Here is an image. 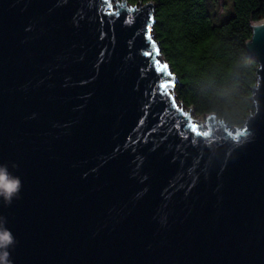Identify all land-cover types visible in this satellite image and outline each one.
I'll return each mask as SVG.
<instances>
[{"label":"water","instance_id":"obj_1","mask_svg":"<svg viewBox=\"0 0 264 264\" xmlns=\"http://www.w3.org/2000/svg\"><path fill=\"white\" fill-rule=\"evenodd\" d=\"M115 1L120 17L104 0H0V183L20 181L0 200L8 259L264 264V18L245 43L253 111L198 116L174 86L208 133L185 139L142 55L146 24L159 49L154 3Z\"/></svg>","mask_w":264,"mask_h":264},{"label":"trees","instance_id":"obj_2","mask_svg":"<svg viewBox=\"0 0 264 264\" xmlns=\"http://www.w3.org/2000/svg\"><path fill=\"white\" fill-rule=\"evenodd\" d=\"M139 0H127L135 4ZM154 3L153 34L177 78L175 95L194 113L214 112L239 126L253 111L257 63L246 55L252 23L264 18V0H232L215 23L207 0H141Z\"/></svg>","mask_w":264,"mask_h":264},{"label":"snow or ice","instance_id":"obj_3","mask_svg":"<svg viewBox=\"0 0 264 264\" xmlns=\"http://www.w3.org/2000/svg\"><path fill=\"white\" fill-rule=\"evenodd\" d=\"M101 6L106 7L108 9V11L103 13V15L107 17H120L121 11L126 8V5L120 4L118 2L114 6L113 0H104ZM136 10V8L127 9L128 12ZM148 19L149 21H154V16L150 15ZM125 22L127 23L128 21L126 20ZM145 28V36L150 42L151 51L144 50L142 52V55L144 57L152 59L151 70L156 73L157 79L155 87L151 91L157 96L165 97L170 102L169 107L177 111L181 117L185 118L183 120H178L174 122L175 128L180 130L181 135H183L185 139H191L192 135L207 136L208 133H201L198 129L197 124L188 118L189 113L185 112L176 104L175 97H173L170 93V89L173 88L175 85L173 73L170 70V66L166 62H162L161 60L154 58L159 56V49L157 48L155 42L152 41L151 24H146ZM144 71L146 72L148 71V69L146 68L144 69ZM164 110L167 111L168 109L166 108Z\"/></svg>","mask_w":264,"mask_h":264},{"label":"clouds","instance_id":"obj_4","mask_svg":"<svg viewBox=\"0 0 264 264\" xmlns=\"http://www.w3.org/2000/svg\"><path fill=\"white\" fill-rule=\"evenodd\" d=\"M262 26V25H254ZM6 171L5 168L0 166V172ZM2 179V176H0ZM20 190V181L18 178L13 179L8 183H0V200H5L11 202L14 196L18 195ZM11 243V235L8 230L3 229L0 226V264H11V261L8 259L9 253L7 251L8 245Z\"/></svg>","mask_w":264,"mask_h":264},{"label":"rangeland","instance_id":"obj_5","mask_svg":"<svg viewBox=\"0 0 264 264\" xmlns=\"http://www.w3.org/2000/svg\"><path fill=\"white\" fill-rule=\"evenodd\" d=\"M118 1H121V0H118ZM113 3H114V6H115L116 1L113 0ZM231 5H232V0H207L208 10H209V12H210V14L212 16V19H213V21L215 23H220L221 21L224 20V18L231 11ZM152 35H153L154 40L156 41V39L154 37V34H153V30H152ZM157 44H158V42H157ZM159 51L161 53L160 47H159ZM171 72H172V70H171ZM174 81H175V85H176L177 79H175ZM176 102H179L177 97H176ZM181 105L184 106L185 108L187 107V106L183 105L182 102H181Z\"/></svg>","mask_w":264,"mask_h":264},{"label":"bare ground","instance_id":"obj_6","mask_svg":"<svg viewBox=\"0 0 264 264\" xmlns=\"http://www.w3.org/2000/svg\"><path fill=\"white\" fill-rule=\"evenodd\" d=\"M182 108H185L184 106L181 105Z\"/></svg>","mask_w":264,"mask_h":264}]
</instances>
